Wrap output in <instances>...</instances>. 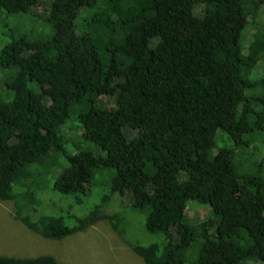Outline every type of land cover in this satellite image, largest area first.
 I'll return each instance as SVG.
<instances>
[{
	"label": "trees",
	"instance_id": "obj_1",
	"mask_svg": "<svg viewBox=\"0 0 264 264\" xmlns=\"http://www.w3.org/2000/svg\"><path fill=\"white\" fill-rule=\"evenodd\" d=\"M45 2L0 0V60L12 69L0 99V201L15 203L14 219L49 240L111 225L116 214L101 211L108 196L71 228L61 216L27 214L43 178L77 198L109 170V195L145 210V231L168 241L127 244L144 264L185 262L187 201L217 219L212 231L201 226L189 264H264V154L251 143L264 132V96L254 111L249 93L259 83L250 72L264 67V0ZM34 11L45 39L17 36L8 16ZM69 132L102 155L74 144L66 153ZM217 134L227 147L215 148ZM0 264L60 263L0 255Z\"/></svg>",
	"mask_w": 264,
	"mask_h": 264
},
{
	"label": "rangeland",
	"instance_id": "obj_2",
	"mask_svg": "<svg viewBox=\"0 0 264 264\" xmlns=\"http://www.w3.org/2000/svg\"><path fill=\"white\" fill-rule=\"evenodd\" d=\"M48 3L49 0H46L44 6ZM0 13L1 16H4L2 12ZM38 17L39 13L34 11L31 16L30 13L8 16L7 22L17 36H24L26 39H45V35L48 34V26L41 24ZM256 18L259 22H264V14L258 15ZM38 23L42 25L41 29H38ZM29 34L31 35L29 36ZM7 40L6 31L0 26V51ZM1 62L0 60V99L3 100L6 91H4L2 81L12 73V69L3 71L4 66L1 65ZM258 68L252 69L249 75L250 81L259 82L249 92L250 98L253 99H251L250 107L254 111L262 109L259 98L264 96V67ZM8 93L10 96L9 91ZM101 102L104 106L108 105L106 100L101 99ZM67 137L69 140L64 146L66 153H74V144L77 149L89 150L94 156L102 155L96 145L82 141L81 136L69 132ZM261 138H264V132L254 134L251 139L253 147L257 148L259 157L264 154ZM227 146L228 143L221 141L220 135L217 134L215 148ZM112 174V171L109 170L95 172L86 194L76 196L77 198L71 195L60 196L51 190L52 179L43 178V186L35 195L38 207H36V211L29 208L27 214L31 220H35L40 215L61 216L65 226L71 228L75 226L76 219L85 216L95 205L102 204L100 200L102 196H108L107 202L101 206V211L105 214H116V218L111 222L116 230L111 227L108 221H99L84 231L75 232L60 240L43 239L14 219V202L0 201V255L17 258L49 255L60 264H144L127 244L145 246L157 243L162 247L168 241L160 233L145 231V210H134L130 203L121 199L119 195H109V181ZM76 199L79 201L77 202ZM213 219H215L214 222L217 221L207 205L187 201L183 222L192 226L193 239L186 250L183 264H189L194 260L201 244L199 239V234L202 232L201 226L208 224L209 230L212 231L214 223H210V220ZM171 235L173 236L170 243H173L175 236L173 232Z\"/></svg>",
	"mask_w": 264,
	"mask_h": 264
}]
</instances>
